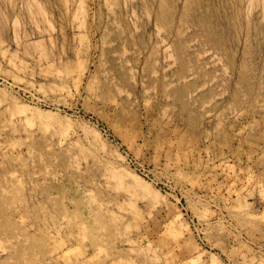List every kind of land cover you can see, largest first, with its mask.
Instances as JSON below:
<instances>
[{"label":"rangeland","instance_id":"rangeland-1","mask_svg":"<svg viewBox=\"0 0 264 264\" xmlns=\"http://www.w3.org/2000/svg\"><path fill=\"white\" fill-rule=\"evenodd\" d=\"M0 264H264V0H0Z\"/></svg>","mask_w":264,"mask_h":264},{"label":"bare ground","instance_id":"bare-ground-1","mask_svg":"<svg viewBox=\"0 0 264 264\" xmlns=\"http://www.w3.org/2000/svg\"><path fill=\"white\" fill-rule=\"evenodd\" d=\"M12 111L14 113H16L17 115H20V116L24 117L27 120H32V121L36 120L39 123L43 122L45 120V117L50 116L48 114L43 115L42 113H39V112H31L29 109H27L25 107H22V108L15 107V108L12 109ZM93 136L97 139V135L96 134L93 135ZM125 177H130L137 185H140L143 189H145V190L147 189L148 190V188L141 182V180L138 177H136L134 175H130L128 173L125 174ZM118 180H120V179H118ZM157 198H158V196H157ZM177 217H178V215H177Z\"/></svg>","mask_w":264,"mask_h":264}]
</instances>
